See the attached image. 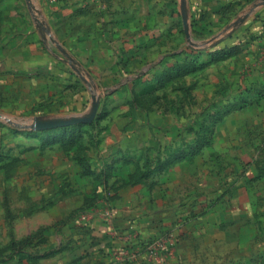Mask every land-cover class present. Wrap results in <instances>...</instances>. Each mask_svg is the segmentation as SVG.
<instances>
[{
  "label": "crops",
  "instance_id": "obj_1",
  "mask_svg": "<svg viewBox=\"0 0 264 264\" xmlns=\"http://www.w3.org/2000/svg\"><path fill=\"white\" fill-rule=\"evenodd\" d=\"M183 9L189 37L210 41L206 68L230 61L217 79H236L211 103L214 128L195 149L181 146L179 122L149 113L142 82L151 67L190 55ZM4 79L12 97L28 81L34 118L83 115L93 95L99 102L78 127L93 132L89 150L74 146L87 142L73 137L76 126L31 125L23 148L0 152L3 180L37 171L48 198L28 195L23 214L4 220L0 264L23 253L144 264L162 231L177 235L165 264H264V0H0V92Z\"/></svg>",
  "mask_w": 264,
  "mask_h": 264
},
{
  "label": "rangeland",
  "instance_id": "obj_2",
  "mask_svg": "<svg viewBox=\"0 0 264 264\" xmlns=\"http://www.w3.org/2000/svg\"><path fill=\"white\" fill-rule=\"evenodd\" d=\"M189 38L187 52L190 55L188 57H185L183 51L182 56L176 59L174 63H168L164 67H151L148 75L142 82L145 84L146 98L144 101L150 111L149 113L153 116L160 115L166 120L179 122L182 125L181 127L184 133V139H182L183 144L181 146L187 148L190 146L191 149H195L210 137L211 129L214 128L217 116L212 112L213 107L211 103L225 98L227 95L220 93L221 88L226 89L227 86L231 88L235 85L236 79L230 77L226 80L223 77L218 80L217 74L231 69V65L229 67L226 66L230 61L212 66L209 65L206 68V62L202 60L205 58L204 54L206 53V50L201 45L202 42H197L193 36ZM208 42L210 41H203L202 44L205 45ZM238 84L241 86L244 85V79L241 78V82ZM27 85L28 81L18 79L16 81V88L21 94L12 97L8 94L9 80H3V87L0 92V152L15 148L21 149L26 139H28L25 137L24 129L33 125L34 116L30 111L31 104L28 102L30 99L24 95V90ZM99 93L104 94L105 90H99ZM82 126L77 125L78 130L73 132L72 135L74 138H78L79 136L86 137L87 142L72 143V145L74 144L76 148L89 150L88 139H91L93 132L81 131L78 127ZM8 131H11L14 135L8 133ZM189 141H193L194 143L187 144ZM13 143H16L15 146H9ZM32 174L34 178L31 177V173L24 172L22 169L10 182L9 179L4 178L3 180V176L0 173V181H2V186H0V201L2 199V203H4H0L1 237H3L2 232H6L4 220L7 223L12 214L13 217L14 215L18 216L23 214L24 206L27 202L26 197L28 195L40 202H43L44 199L47 201L48 199L45 196V198L43 197L47 185L43 187L41 180L37 181L35 177V175L41 174H37V171H32ZM2 187H5V189L2 190ZM41 187H43V190H41ZM42 197L44 199H40ZM6 206L8 207V211L4 210ZM20 218L17 223L15 222V225L17 230L24 232L25 219ZM83 228H89V226L83 225ZM53 241L56 247L59 246L57 244V236ZM36 249L44 250L42 245H37ZM6 257L8 256H1L0 261H4ZM28 262L59 264L62 262V255H58L57 253L48 259L30 260V257L23 253L16 260L5 264H27Z\"/></svg>",
  "mask_w": 264,
  "mask_h": 264
},
{
  "label": "built area",
  "instance_id": "obj_3",
  "mask_svg": "<svg viewBox=\"0 0 264 264\" xmlns=\"http://www.w3.org/2000/svg\"><path fill=\"white\" fill-rule=\"evenodd\" d=\"M82 224L90 226L92 216L86 210L80 213ZM134 233V232H133ZM177 245V235L172 231H162L145 246L144 264H165L167 258L174 252Z\"/></svg>",
  "mask_w": 264,
  "mask_h": 264
},
{
  "label": "water",
  "instance_id": "obj_4",
  "mask_svg": "<svg viewBox=\"0 0 264 264\" xmlns=\"http://www.w3.org/2000/svg\"><path fill=\"white\" fill-rule=\"evenodd\" d=\"M182 19H183L184 32L186 34L187 39L190 40L189 32H188L187 19H186V12L184 9L182 10ZM98 102H99V98L96 95H93L91 105L85 114L62 118L58 122L60 124H70V123H80V122L81 123H90L96 116L97 108H98ZM41 118L42 117H40V116L34 118V123H33L34 127H36L35 126L36 123Z\"/></svg>",
  "mask_w": 264,
  "mask_h": 264
},
{
  "label": "trees",
  "instance_id": "obj_5",
  "mask_svg": "<svg viewBox=\"0 0 264 264\" xmlns=\"http://www.w3.org/2000/svg\"><path fill=\"white\" fill-rule=\"evenodd\" d=\"M60 119H62V117L42 116V118L40 120H38V122L36 123V125H35L36 127H33L30 130L42 132V131L59 129V128H67V127H71V126L82 125L81 122L80 123H70V124H60L58 122ZM178 157H176V158H178ZM88 207H85L84 210L87 209Z\"/></svg>",
  "mask_w": 264,
  "mask_h": 264
}]
</instances>
